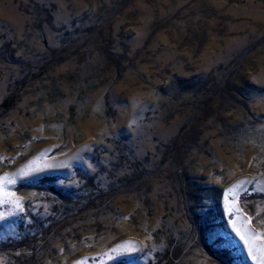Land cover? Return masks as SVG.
<instances>
[{
  "label": "rangeland",
  "instance_id": "obj_1",
  "mask_svg": "<svg viewBox=\"0 0 264 264\" xmlns=\"http://www.w3.org/2000/svg\"><path fill=\"white\" fill-rule=\"evenodd\" d=\"M0 216V264H264V0H0Z\"/></svg>",
  "mask_w": 264,
  "mask_h": 264
},
{
  "label": "snow or ice",
  "instance_id": "obj_2",
  "mask_svg": "<svg viewBox=\"0 0 264 264\" xmlns=\"http://www.w3.org/2000/svg\"><path fill=\"white\" fill-rule=\"evenodd\" d=\"M17 207H19V202H17ZM0 218H2V216H0Z\"/></svg>",
  "mask_w": 264,
  "mask_h": 264
}]
</instances>
